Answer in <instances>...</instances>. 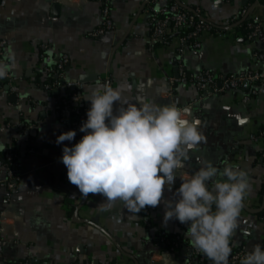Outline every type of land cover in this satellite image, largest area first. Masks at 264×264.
Wrapping results in <instances>:
<instances>
[{
    "label": "crops",
    "instance_id": "1",
    "mask_svg": "<svg viewBox=\"0 0 264 264\" xmlns=\"http://www.w3.org/2000/svg\"><path fill=\"white\" fill-rule=\"evenodd\" d=\"M107 1L114 27L94 36L103 22L100 0H0V39L7 41L4 55L14 76L11 82L0 78V214L9 207L11 194V208L18 216L14 233L11 227L9 235L0 232V264H193L192 250L198 251L201 262L213 264L185 236L187 224L175 218L164 222V201L176 199L181 184L177 178L171 188L165 185L149 221L144 208L131 213L119 200L101 210L106 199L102 194L84 197L69 182L59 158L64 144L79 140L76 135L73 141L56 143L74 124L65 118L68 112L58 108L65 87H46L50 80L42 45L55 59L69 58L66 75L83 83L78 103L86 110L90 90L104 83L137 105L151 101L189 106L186 118L199 121L203 140L188 151L175 175L182 168L196 172L208 161L221 170L231 165L246 171L249 191L230 243L248 252L264 245V138L259 135L264 130V88L255 94L249 83L205 94L191 80L170 81L179 73L180 60L189 74L210 70L221 76L264 68L255 55L264 50V0H179L198 6L217 26L230 22L221 33L204 31L198 48L183 47L177 37L168 43L154 41L148 0ZM247 7L263 23L254 40L238 27L241 18L235 20ZM5 148L16 150L22 164L11 192L2 185L7 179ZM160 231L175 237L174 255L158 242Z\"/></svg>",
    "mask_w": 264,
    "mask_h": 264
},
{
    "label": "clouds",
    "instance_id": "2",
    "mask_svg": "<svg viewBox=\"0 0 264 264\" xmlns=\"http://www.w3.org/2000/svg\"><path fill=\"white\" fill-rule=\"evenodd\" d=\"M9 70L10 64L0 62V78ZM85 100L90 107L79 128L84 135L71 146L64 144L59 158L69 182L84 197L102 194L101 210L118 200L131 213L158 206L165 185L171 188L177 178L175 169L203 140L199 121L186 118V107L130 103L107 83L92 88ZM76 135L75 129L64 131L56 143L73 141ZM181 181L176 199L164 201V222L175 218L187 224L185 236L194 248L213 264H229L230 238L249 191L247 172L231 165L221 170L208 161ZM241 264H264V245H254Z\"/></svg>",
    "mask_w": 264,
    "mask_h": 264
},
{
    "label": "built area",
    "instance_id": "3",
    "mask_svg": "<svg viewBox=\"0 0 264 264\" xmlns=\"http://www.w3.org/2000/svg\"><path fill=\"white\" fill-rule=\"evenodd\" d=\"M103 4V22L102 25L93 31L91 34L94 36H100L105 33L107 30H111L114 27L110 3L107 0H100ZM149 13H150V22L152 26V39L154 41L163 40L168 43L172 38L177 37L183 47L193 46L198 48L201 46V35L204 31L208 30L212 33H221L227 29L226 27L217 26L216 24L206 20L202 11L198 6H191L179 0H148L147 1ZM242 17L248 18L249 33L247 38L249 40L257 39L262 33V19L258 14H254L250 8H244L236 16L235 20ZM235 20H232L235 21ZM182 29L186 31V34H181L179 30ZM7 45L6 39H0V62L8 64V60L5 58V47ZM42 49L45 51L43 56V66L46 78H52V81L46 84V87L49 89L64 86L73 88L69 100L74 102H79L82 98L81 90L83 83L79 80L72 79L66 75V65L69 63V58L64 55L55 59L53 54H50L47 51L45 45H42ZM256 58L259 61L264 63V50H259L255 52ZM8 79L10 82L13 81L14 76L11 74L10 70L8 74L3 77ZM191 80L197 86V88L202 93H210L211 91H224L226 89H235L242 86L244 83L248 82L254 85L252 93H258L261 89L264 88V68H254L239 73H233L228 75L218 76L210 70H203L196 74H189L181 60L179 63V73L177 76L171 78V82L175 83L178 81H187ZM67 101V100H65ZM185 108V107H183ZM189 109V106H186ZM78 120L74 124V129L78 133L76 139L80 140L84 133L79 131L82 121L86 120V111H81L78 113ZM27 128V126H24ZM260 137L264 138V130L259 134ZM253 139H259V136L252 135ZM4 158V170L7 176L6 181L2 182V185H5L11 192L13 191L17 180L19 179V169L22 166L19 159V153L16 150L4 149L3 150ZM261 157L264 159V150L261 153ZM195 172L186 168L179 169L176 173L177 179L181 181L183 178L190 177ZM11 197L9 194L7 198L8 206L6 209L2 210L0 214V232L2 235L10 234V227L12 233L15 232L13 226L18 216L13 212L11 208ZM145 214L144 218L150 220L153 213L156 210V207L146 206L144 208ZM264 222V213L261 217ZM158 242L163 246V250L167 251L168 254H175V245L168 247L167 244L170 243L168 240V235L165 231H160L158 237ZM232 252L229 256V264H241V259L246 256L248 251L245 248H235L232 244ZM198 251L192 250L191 254L197 253ZM16 264H38L34 261H20Z\"/></svg>",
    "mask_w": 264,
    "mask_h": 264
},
{
    "label": "trees",
    "instance_id": "4",
    "mask_svg": "<svg viewBox=\"0 0 264 264\" xmlns=\"http://www.w3.org/2000/svg\"><path fill=\"white\" fill-rule=\"evenodd\" d=\"M250 20L246 17H242L240 20V23L238 24L239 28H241L242 31H244V33L247 34L249 33V29H248V22ZM179 32L181 34H186V31L180 29ZM53 78V77H52ZM52 78H49L50 82L52 81ZM65 94L62 96V99L59 100L58 103V108L59 110H66V112H68L67 115H64L65 118H67L68 120H70L73 124H75L78 120V113H80L81 111H87L84 105L79 104L78 102H74V101H70L69 97L71 95V93L74 91L73 88L71 87H65ZM67 100V101H65ZM78 135V133H77ZM168 240L170 241V243H168V247L173 246V243H175V237H168ZM191 258L193 260V264H204L203 262H201V255L200 254H196V253H192Z\"/></svg>",
    "mask_w": 264,
    "mask_h": 264
},
{
    "label": "water",
    "instance_id": "5",
    "mask_svg": "<svg viewBox=\"0 0 264 264\" xmlns=\"http://www.w3.org/2000/svg\"><path fill=\"white\" fill-rule=\"evenodd\" d=\"M248 84H249L248 82L244 83V85H248Z\"/></svg>",
    "mask_w": 264,
    "mask_h": 264
}]
</instances>
